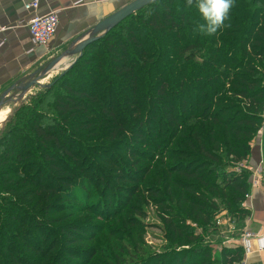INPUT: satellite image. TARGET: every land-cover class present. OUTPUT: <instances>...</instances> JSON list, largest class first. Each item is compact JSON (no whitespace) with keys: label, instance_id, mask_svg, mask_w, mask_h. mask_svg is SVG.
Wrapping results in <instances>:
<instances>
[{"label":"trees","instance_id":"obj_1","mask_svg":"<svg viewBox=\"0 0 264 264\" xmlns=\"http://www.w3.org/2000/svg\"><path fill=\"white\" fill-rule=\"evenodd\" d=\"M200 22L195 0L191 3L157 0L88 45L62 74L54 93L46 94L45 101L34 98L29 104L22 103L5 122L0 131V189L12 195L22 192L5 188L4 182L9 171L18 169L10 165L21 164L26 157L41 159L42 155L31 154L30 146L26 148L30 155L23 156L24 141L33 136L42 153L54 146L70 163L65 167L57 165L46 156L38 165L49 171L43 177L48 184L42 183L40 177L20 182L41 190L37 196L42 200L57 199V214L62 213L67 219L84 214L99 217V202H96L99 193L104 194L106 203H111L109 192L114 182V191L125 195L124 204L114 213V218H118L116 223L126 226L118 234L126 239L124 253L143 255L137 243L142 233L138 231V218L142 217L143 201L149 199L165 214L162 222L171 247L170 252L156 256L160 258L156 264H213L210 248L202 246L200 236L185 224L189 219L198 226L210 225L216 215L225 212L240 225L249 216L242 205L249 194L250 173L233 174L224 168L248 160L250 142L262 123L264 0H232L228 18L214 34L201 33L197 28ZM93 104L101 106L100 115L107 123L116 124L113 118L117 116L118 123L125 120L129 125L132 117L140 120L141 114L146 116V122L164 126L165 130H160L153 139L158 144L149 145L152 157L140 162L133 151L126 150L127 168L120 166L121 162L117 165L115 161L107 162L112 168L109 171H114L111 177L87 179L88 172L81 163L89 162L85 152L92 151L88 154L92 159L98 157L96 152L84 146H80L84 154L82 150L73 151L58 141L56 136H61L60 132H54L51 124H41L39 119L45 118L41 109L50 107L58 118L54 125L62 129L63 124L86 113ZM128 106L132 107L131 111ZM137 129L139 133L142 130L139 126ZM136 134L135 143H144L142 134ZM142 164L146 166L138 175L127 170ZM215 166L217 169H213ZM26 167L41 173L35 162ZM51 184H57L58 188ZM23 197L25 200L36 195L30 192ZM51 213V210L46 212ZM2 214L7 216L6 211ZM103 216L110 217L107 223L114 219L112 213ZM10 218L17 221L16 216ZM21 220L24 228H39L45 223L34 218L31 211L24 212ZM108 233L115 235L114 230ZM60 234L64 245L85 242L92 235L85 236L84 228L77 224L61 229ZM28 239L26 235L24 246L38 259L41 256L46 259L58 249L56 242L48 246L40 242L31 245ZM64 245L58 246L62 253L80 264V258L67 250L72 248ZM113 246L110 250L114 256L120 251ZM172 246L186 249L175 253ZM2 249L9 251L8 246ZM12 252L8 264H30L13 258ZM95 255L94 251H88L83 264H89ZM243 256L239 246L223 249L220 264H240ZM57 264L62 263L57 261Z\"/></svg>","mask_w":264,"mask_h":264},{"label":"rangeland","instance_id":"obj_2","mask_svg":"<svg viewBox=\"0 0 264 264\" xmlns=\"http://www.w3.org/2000/svg\"><path fill=\"white\" fill-rule=\"evenodd\" d=\"M131 1L132 0H126V4ZM91 29L89 30L88 36L90 35ZM96 36L99 39L103 35ZM76 41L79 40L75 39L70 41V43L67 44V50L65 51H61L59 49L57 51L52 50V52L50 45L49 48L45 49L47 56L39 74L34 76L32 79L28 78L27 80H24V86L33 80H35L37 84L29 88L24 93V95L22 91H17L16 89V91L12 93L13 95L11 98L8 97L4 100V103L6 102L7 104L5 107L3 105V107L0 108V131L4 129L5 122L9 119L13 111L22 103H24V105L29 104L30 101L32 102L31 99L34 98H39L40 101H45L49 94H52L57 90L55 84L77 58V56L68 55V53L73 50L74 43ZM60 56H62V65L59 64L58 67L44 76L43 70H45L51 61L57 59ZM127 109L131 111L132 107L128 106ZM100 110V105H89L86 113L80 114L79 116L71 119L68 124H63L62 129L54 125V123H57L58 118L54 116V112L50 107L41 109L40 111V113L43 112L41 114H44L43 117L45 118L39 119V121L41 124H51L50 127L52 126L51 129H54V132H60L61 136H59V134L56 136L58 137V141L60 143L67 144L66 146L72 148L73 151L82 150V154H84V149H80V146L91 148V150L96 152L98 157H93V159L89 157L90 155H88L91 154L92 151H89V153L85 152V156L89 158V162L85 164L82 161L81 163L82 169L88 172V175H86L87 179H93L96 178V176H106L107 178L111 177L114 174V171H109L110 167L107 166V162L110 163L115 161L116 165L121 162L120 166L127 168L126 166L128 163L127 161H124V153L126 150L133 151L136 157L141 159L140 162H147V160L144 159H149L152 157V148L149 145H152L153 147L156 146L158 141H154V137H158L160 130H165L164 126L162 127L157 123L150 124L148 121L146 122V116L141 114H139L140 120L137 119V116L132 117V123L129 125L125 124V120L123 123H118L117 116L113 118L116 124L107 123L108 121L105 120L104 116L100 115ZM262 117V123L254 138L258 136V134L261 132V129L264 128V114ZM137 126L142 128L140 133L138 132ZM135 133L142 134V138L145 140V142L141 144L135 143ZM35 141H37V139H34L33 136L30 140L25 139L23 156H29L31 152V154L35 153L42 155L41 159L26 157L24 158L23 163L10 165L13 168L18 169L17 171H9L8 177L4 182L5 188H11L17 191L22 190V192L18 195H12L0 189V230L3 228L2 232L0 233V264H8L7 260L11 259L9 255L10 251H13V258H19L23 262L24 260L28 261L30 264H37L38 262H40V264H57V261L62 264H79L76 260L73 262L70 261L67 255L62 253L63 250L58 247L64 245V242L60 239V230H63L67 228V226L73 224L83 227L85 236H89V233H92L89 239H87L85 242H79L75 245H64L66 247L72 248L67 250H71V254H73V256L80 258V264H83V262L86 261L82 259L87 258L85 254L88 251H94L96 253L94 259L90 262L93 263L95 260H97L95 264H156V260H160V258L156 259V256L170 252L168 251V248L171 247H169V242L166 239V233L162 222V218H164L165 214L160 207L153 204L151 200L146 199L143 201V204L140 208L142 217L138 218L140 223V228L138 231L142 233L140 241L137 243H140L143 255L135 257L124 253L126 252V248L124 247L125 244L127 245V243H125L126 239H123L122 236H118V234L121 232L123 233V230L126 228V226L124 224L123 225L125 227L120 226L116 223L118 222V218H114V213L117 212L124 204L125 195L120 196L114 191V182H111L112 188L109 192L110 199L112 200L111 203H106L104 194H101V192L99 193L100 196L98 199L95 197L97 199L96 202H99L97 210L98 213H101L99 217H93L89 214H84L82 216H75L73 219H67V217L62 213L57 214V209H55V206L57 205V199L42 200L41 197L37 196V194H39L37 192H41V190L32 188L25 182L24 185H21L20 182L24 179H37L38 177L41 178L40 181L42 183L48 184L45 179H43V177L45 174H50L49 171H47L44 165L40 164V167L38 165L39 163H42L43 158L46 156L54 159L57 165L61 164V166L65 167L67 164H69L70 166L69 161L63 157V154L58 149L54 148V146H51L47 152L42 153L40 151L41 147ZM29 146L31 147L30 152L27 151L28 149H26ZM32 162H35L36 169L38 167L40 168V174L31 172V169L28 170L26 164H32ZM244 163L245 162H242L238 166L230 165L225 167L224 171L233 174H239L241 171H247L250 173L251 178L252 173L246 168ZM22 164H24V167H20ZM145 166V164H142L137 167V169L127 170L128 172L133 170L135 171V174L138 175L140 169ZM213 169H217V167L215 166ZM262 173L264 174V160L261 162V174L258 175L263 180L264 175L262 176ZM110 179L113 180V177ZM218 181L221 180L218 179ZM51 186L58 188L57 184H51ZM157 188L159 189V187ZM30 192H33L36 197H31L30 199L24 200V197L22 198L23 194L25 195ZM6 204H9V206H6ZM13 206H16L20 209L18 210ZM48 210H51L52 213L46 214ZM3 211L7 212V216L2 214ZM27 211H31L34 218H38L40 221L45 220V223L40 225L39 228H24V222L21 220V218H24V212ZM107 213H112L114 219L111 223H107L110 217L108 218L103 216ZM11 216H14V218L16 216L17 221H10ZM129 216H132V214H129ZM49 220L54 221L53 223H49ZM238 223L239 221H237V219H233L225 212H222L216 215L213 223L210 225L198 226L189 219L186 220L185 225L192 228L195 234L200 236V244L202 246L210 248V256L213 264H220V262H222L220 254L223 249L227 250L239 246V240L242 236V233ZM31 226H33V224ZM109 230H114L113 234L115 235H110L108 233ZM38 233H40L39 236L37 235ZM26 235H29L28 242L31 245L40 242V244L48 246L49 243L53 244L56 242L58 249H55V251L46 259L42 258V256L38 259V257H34L33 254L27 250V246H24ZM89 240H91V242H89ZM113 245L118 247L117 252L120 251V253L117 255L114 253V256L111 255L112 252L110 250L114 247ZM5 246H8V252L2 249V247L5 248ZM173 248L175 253L179 251L181 252L182 249H186V247L176 248L175 246ZM80 256H82V258ZM108 258H110L112 262Z\"/></svg>","mask_w":264,"mask_h":264},{"label":"crops","instance_id":"obj_3","mask_svg":"<svg viewBox=\"0 0 264 264\" xmlns=\"http://www.w3.org/2000/svg\"><path fill=\"white\" fill-rule=\"evenodd\" d=\"M30 1L0 0V102L11 98L15 86L39 74L46 59V50L32 43L27 29L34 15L57 12L59 23L50 42L51 51H65L70 41L86 38L93 26L126 5V0H39L38 9L28 12L24 5ZM58 58L61 64L62 56ZM261 132L252 140L250 155L244 163L252 173L249 194L242 205L249 216L239 226L242 236L247 232L254 237L240 264H264V178L257 174L264 160V128Z\"/></svg>","mask_w":264,"mask_h":264},{"label":"water","instance_id":"obj_4","mask_svg":"<svg viewBox=\"0 0 264 264\" xmlns=\"http://www.w3.org/2000/svg\"><path fill=\"white\" fill-rule=\"evenodd\" d=\"M157 0H132L128 4L124 5L122 8L118 9L105 19L98 22L90 32V35L86 38L76 41L74 43V48L71 52L68 53L69 56H80L83 50L90 45L91 43L95 42L98 38L96 35H104L108 33L110 30L118 26L120 23H122L124 20H126L128 17L132 16L136 12L140 11L144 7L150 5L151 3L155 2ZM61 58H57L53 61H51L48 66L43 70V75H47L50 71L54 70L57 65L60 63ZM38 75V74H36ZM32 75L31 79L36 76ZM37 82L33 80L32 82L28 83L26 86L24 84H19L18 86H15V88L19 91H22L23 95L24 93L31 87L35 86ZM4 105V102H0V108Z\"/></svg>","mask_w":264,"mask_h":264},{"label":"built area","instance_id":"obj_5","mask_svg":"<svg viewBox=\"0 0 264 264\" xmlns=\"http://www.w3.org/2000/svg\"><path fill=\"white\" fill-rule=\"evenodd\" d=\"M39 0H31L24 5V8L28 12H35L39 7ZM58 16L57 12H50L46 15L37 16L34 15L27 24V29L32 43L44 49L49 48L50 42L53 39L58 28ZM261 174V169L257 172ZM254 235L245 232L241 238V248L247 253L250 251V240Z\"/></svg>","mask_w":264,"mask_h":264},{"label":"clouds","instance_id":"obj_6","mask_svg":"<svg viewBox=\"0 0 264 264\" xmlns=\"http://www.w3.org/2000/svg\"><path fill=\"white\" fill-rule=\"evenodd\" d=\"M231 7L232 0H195L201 21L197 25L198 30L205 35L216 33L224 25Z\"/></svg>","mask_w":264,"mask_h":264}]
</instances>
